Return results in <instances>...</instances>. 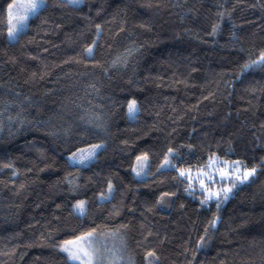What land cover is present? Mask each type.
Instances as JSON below:
<instances>
[{
  "label": "trees",
  "instance_id": "1",
  "mask_svg": "<svg viewBox=\"0 0 264 264\" xmlns=\"http://www.w3.org/2000/svg\"><path fill=\"white\" fill-rule=\"evenodd\" d=\"M13 1L0 264H74L87 233L118 264H264V0H44L8 40ZM229 164L255 172L202 175Z\"/></svg>",
  "mask_w": 264,
  "mask_h": 264
},
{
  "label": "rangeland",
  "instance_id": "2",
  "mask_svg": "<svg viewBox=\"0 0 264 264\" xmlns=\"http://www.w3.org/2000/svg\"><path fill=\"white\" fill-rule=\"evenodd\" d=\"M69 2L74 3V4H79L82 2V0H78V2H73V0H68ZM38 3V7L35 10V12L44 4V0H36ZM30 3V0H14L11 5H15L11 10L8 7V31H7V36L8 40H14L18 33L25 28L27 19L32 16L35 12H31L27 9V5ZM22 17H27L26 19H23L21 22ZM12 29L14 31L13 36H9V30ZM130 116H132V113H129ZM101 145H92L89 146L88 149L83 152L79 153L77 155H74L70 159V163L73 165H80L83 164L85 161L88 162L90 161L95 153L100 149ZM146 160L141 159L138 161V163L134 167V173L137 178H141L143 176L144 168H145ZM251 170H244L239 164H229V165H224V166H219L217 171H211L208 174H202L205 176L204 178L209 179V176H216V178H222L224 177L225 179H236L237 181H245L246 179H243L244 173L245 172H250ZM64 244V243H63ZM61 244L59 249L61 250ZM92 246L88 247L87 245L86 248L87 250L92 253L93 250L95 252L93 259H92V264H118V259L116 258V255L112 251V249H106L105 251H100L96 247V243L93 241ZM62 251V250H61ZM73 251H76L75 248H73ZM64 252V251H62ZM65 255L68 257V260L74 264H81L80 260H72L69 258L68 253L64 252ZM84 264H88V259L87 257H84Z\"/></svg>",
  "mask_w": 264,
  "mask_h": 264
},
{
  "label": "snow or ice",
  "instance_id": "3",
  "mask_svg": "<svg viewBox=\"0 0 264 264\" xmlns=\"http://www.w3.org/2000/svg\"><path fill=\"white\" fill-rule=\"evenodd\" d=\"M41 2H42V0H41ZM73 2H78V0H73ZM38 6L39 5L36 2V0H30V3L27 5V9L31 12H35V10L37 9ZM13 7H15V5H11V4L9 5L10 10ZM26 18L27 17H22L21 22L23 21V19H26ZM13 35H14V31L12 29H10L9 30V36H13ZM87 51L89 54H91L92 50H91V48H89ZM258 62H264V55H261L260 61H257L254 63H258ZM135 110H136V105H135V101H133L129 104V112L132 113ZM254 172H255V169H252L250 172H245L243 179H247L250 175H253ZM241 182H243V181H241ZM233 186H235V185H233ZM229 191H231V189H226L225 193H227ZM227 198H228L227 194H225L224 199L226 200ZM83 206H84L83 202H80L76 206L78 209L81 210V213L83 212ZM91 236H92V233H87V234H84L82 236L77 237L76 240L65 241L64 244L61 246V250L64 252H67L69 258L72 260H80L81 264H84L83 258L87 257L88 264H92V259H93L95 252L93 250V252L90 253L85 246V245H87L88 247L91 246V240H90ZM73 248H75L76 251H73ZM149 255H152V254L149 253Z\"/></svg>",
  "mask_w": 264,
  "mask_h": 264
}]
</instances>
